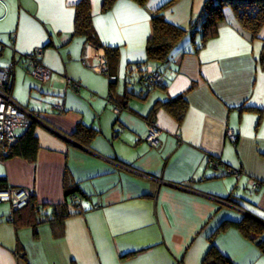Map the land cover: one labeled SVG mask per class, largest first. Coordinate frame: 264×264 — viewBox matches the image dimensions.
I'll use <instances>...</instances> for the list:
<instances>
[{
    "label": "crops",
    "instance_id": "0c3cea01",
    "mask_svg": "<svg viewBox=\"0 0 264 264\" xmlns=\"http://www.w3.org/2000/svg\"><path fill=\"white\" fill-rule=\"evenodd\" d=\"M79 1L0 0V67L13 63L10 95L40 120L35 161H2L0 183L30 190L48 219L65 201L77 212L15 229L0 204V264H201L224 222L249 216L264 224V25L251 41L225 10L226 24L194 52L206 0H175L163 18L185 35L160 68L161 86L147 91L136 65L146 61L153 12L169 0H117L104 12L103 0H89L98 41L118 53L109 87L91 70L103 50L73 36ZM34 48L52 71L47 83L27 72ZM180 96L187 107L178 122L157 105ZM147 123L160 130L155 147L146 142ZM78 125L96 132L88 145L72 139ZM70 189H78L75 204L65 200ZM259 241L229 228L213 243L232 264H264Z\"/></svg>",
    "mask_w": 264,
    "mask_h": 264
},
{
    "label": "trees",
    "instance_id": "16d2710c",
    "mask_svg": "<svg viewBox=\"0 0 264 264\" xmlns=\"http://www.w3.org/2000/svg\"><path fill=\"white\" fill-rule=\"evenodd\" d=\"M116 1L117 0H103L101 11L104 12L109 10ZM131 1L140 6H144L148 0ZM174 1L175 0H169L153 12L151 20L152 36L148 39L145 47L146 61L143 63L144 67L142 70L140 64L136 65V70L142 73V76L139 79V84H141L147 91H151L152 89L161 86L162 78L159 83L153 86L146 85V68H153L154 71H157L162 77V70H160V68H163L169 61V54L173 47L185 35V31L183 29L167 23L163 18V10L171 6ZM228 8L231 9L240 31L248 35L251 41L258 38L259 31L264 25V0H206L202 7L199 18V30L197 31L199 33L200 40L199 43H193L194 52L199 51L204 47L208 40L217 36L219 27L226 24L224 12ZM73 36H81L84 38L85 43L93 46L95 49L103 50L109 66V76L111 77L110 73L113 72L116 66L118 53L116 49L105 47L98 41L92 26L91 5L89 0H80L75 5ZM192 38L191 40L194 42ZM258 63L260 68L264 70V41ZM112 84L113 82H109V87H111ZM157 107L165 108L176 118L178 122H180L183 119L187 104L184 97L180 96L167 102L160 103ZM119 108L120 110L122 109V107ZM155 109L156 108H153L151 110L149 116H152V111ZM240 111L255 110L251 108H240ZM150 121H152V117L147 118V122ZM34 129L35 124L30 123L29 127L25 129L22 135L17 137V142L0 155V159L5 161L11 158H21L29 162H34L39 149ZM94 135H96V132L93 129L78 125L72 134V139L83 145H88ZM2 180H4V178H0V182H3ZM0 184L2 185V183ZM5 188L9 187H5L4 185L0 186V189ZM76 192H78V189H70L69 191L66 190L65 200L70 199L72 200V204H75L73 201L77 198L74 195ZM79 194L85 198L81 192ZM76 213V211L73 212L70 210L67 201H65V203L52 208L50 213L51 217L48 219L47 215H42L40 213V206L36 204L34 196L32 195L29 204L18 211H12L7 218V221L13 224L15 229H18L20 226L35 228L41 222H61ZM229 228L237 229L244 238L253 243L260 240L257 248L264 256V224L252 217L245 216L239 222L227 221L217 228L214 234L209 238V248L203 256L201 264H232L228 258L224 257L216 249L213 243L214 238L218 234L225 232Z\"/></svg>",
    "mask_w": 264,
    "mask_h": 264
},
{
    "label": "built area",
    "instance_id": "2783aa9c",
    "mask_svg": "<svg viewBox=\"0 0 264 264\" xmlns=\"http://www.w3.org/2000/svg\"><path fill=\"white\" fill-rule=\"evenodd\" d=\"M102 50V49H98ZM43 49L34 48L30 53L25 56V62L27 72L31 78L41 83H47L52 75L50 68L42 64ZM91 70L99 75L108 77L110 82L113 79L109 76V66L104 54L98 58L96 65L91 67ZM145 83L148 86H153L161 81V75L154 71L153 68L147 67ZM14 77V65L10 63L6 66L0 67V150L1 154L8 148L12 147L18 140L15 135V131L20 129H27L30 123H39L38 115L29 112L24 107L17 104L10 95L12 80ZM67 85L74 91H78L77 84L67 80ZM61 108V106L57 107ZM113 112L118 114L119 108L114 107ZM160 130L154 125V123H147L146 142L151 147H155L158 143V137ZM227 138L234 142L236 136L232 130H227ZM2 160L0 159V163ZM211 164H213L211 162ZM227 174L232 175L238 179L240 173L233 169H228ZM260 186V183L255 181L251 184V189H255ZM32 192L26 188H5L0 189V203H8L12 211H18L26 207L32 197Z\"/></svg>",
    "mask_w": 264,
    "mask_h": 264
},
{
    "label": "rangeland",
    "instance_id": "374dc122",
    "mask_svg": "<svg viewBox=\"0 0 264 264\" xmlns=\"http://www.w3.org/2000/svg\"><path fill=\"white\" fill-rule=\"evenodd\" d=\"M227 11H230L231 12V9L229 10V8L228 9H226V12ZM104 76V75H103ZM106 77V76H105ZM107 78V77H106ZM0 204H2V203H0ZM6 205L8 206V208H9V213L11 212V208H10V205L8 204V203H6Z\"/></svg>",
    "mask_w": 264,
    "mask_h": 264
}]
</instances>
